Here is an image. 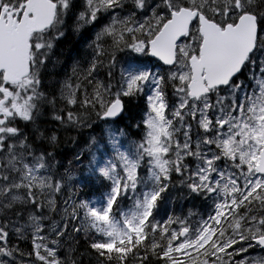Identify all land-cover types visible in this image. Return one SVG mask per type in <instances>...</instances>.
<instances>
[{"label":"snow or ice","instance_id":"1","mask_svg":"<svg viewBox=\"0 0 264 264\" xmlns=\"http://www.w3.org/2000/svg\"><path fill=\"white\" fill-rule=\"evenodd\" d=\"M0 264H264V0H0Z\"/></svg>","mask_w":264,"mask_h":264},{"label":"trees","instance_id":"2","mask_svg":"<svg viewBox=\"0 0 264 264\" xmlns=\"http://www.w3.org/2000/svg\"><path fill=\"white\" fill-rule=\"evenodd\" d=\"M81 46L82 43L77 37L70 36L69 39L65 41V44L62 47L65 56L71 58L73 55L76 54V52L81 48Z\"/></svg>","mask_w":264,"mask_h":264}]
</instances>
